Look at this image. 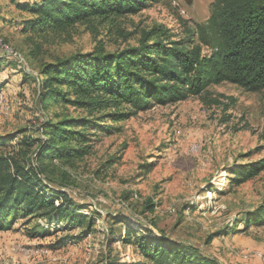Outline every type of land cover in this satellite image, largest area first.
<instances>
[{"label": "rangeland", "instance_id": "obj_1", "mask_svg": "<svg viewBox=\"0 0 264 264\" xmlns=\"http://www.w3.org/2000/svg\"><path fill=\"white\" fill-rule=\"evenodd\" d=\"M26 1L34 0H0V36L27 61L23 66L0 54V133L24 129L38 136L48 113L63 110L53 105L44 112L39 103L38 81L27 72L36 74L41 60L90 50L99 40L108 49L134 44L155 23L183 37L209 16L214 0H152L99 33L81 27L66 42H45L35 57L29 53L32 34L21 24L30 16L20 6ZM208 91L205 97L155 103L123 119L121 131L100 134L93 152L75 165L49 163L57 180L51 185L67 182L63 188L86 205L84 213H99L96 223L87 231L83 226L50 229L44 217L18 218L0 229V264H105L112 255L118 264H149L134 244L121 238L109 244L116 213L197 245L225 264H264V223L244 229L242 220L264 203V170L240 183L231 172L235 164L264 157V90L223 81ZM208 94L221 102H208ZM21 137L12 144L17 152ZM115 227L124 232L126 226Z\"/></svg>", "mask_w": 264, "mask_h": 264}, {"label": "trees", "instance_id": "obj_2", "mask_svg": "<svg viewBox=\"0 0 264 264\" xmlns=\"http://www.w3.org/2000/svg\"><path fill=\"white\" fill-rule=\"evenodd\" d=\"M151 1L20 3L30 14L21 23L22 30L32 34L34 45L29 53L35 57L45 42H66L81 27L99 33L102 26L110 28ZM35 68L36 74L27 73L38 81L43 111L53 105L63 110L48 113L38 136L24 129L0 133V229L9 228L18 218L44 217L50 229L63 225L91 230L99 213H84L86 205L77 203L63 188L67 182L52 186L57 180L48 171L49 163L75 165L93 152L100 134L121 131L123 119L155 103L175 102L189 95L205 97L211 84L223 81L249 91L264 90V0H214L209 16L183 37L155 23L143 29L134 44L108 49L99 40L90 50L55 55ZM206 96L210 103L221 102ZM21 133L16 144L22 142L23 147L17 152L12 144ZM112 160L114 157L108 159ZM261 170L264 157L238 163L232 168V179L240 183ZM153 204L149 200L146 206ZM112 217L109 244L120 238L132 243L149 264H225L197 245L156 232L138 218L122 213ZM242 220L244 229L252 222L264 223V203ZM117 223L125 224L124 232L115 227ZM117 259L109 256L105 264H118Z\"/></svg>", "mask_w": 264, "mask_h": 264}, {"label": "bare ground", "instance_id": "obj_3", "mask_svg": "<svg viewBox=\"0 0 264 264\" xmlns=\"http://www.w3.org/2000/svg\"><path fill=\"white\" fill-rule=\"evenodd\" d=\"M0 45L4 48L5 51H7V52H5L3 49H0V54L2 56L4 55V56L11 57L23 66L27 65V61H26L25 57L23 56V54L17 48L11 46L9 43L4 42V40L2 39L1 36H0ZM2 104H3V98H2V96H0V106ZM2 108H6V107L2 106Z\"/></svg>", "mask_w": 264, "mask_h": 264}, {"label": "built area", "instance_id": "obj_4", "mask_svg": "<svg viewBox=\"0 0 264 264\" xmlns=\"http://www.w3.org/2000/svg\"><path fill=\"white\" fill-rule=\"evenodd\" d=\"M0 49H3L4 50V48L1 45H0ZM5 52H7V51H5ZM4 112H5V109H3V112H1V113H4Z\"/></svg>", "mask_w": 264, "mask_h": 264}]
</instances>
